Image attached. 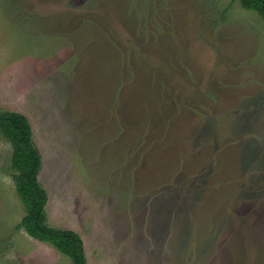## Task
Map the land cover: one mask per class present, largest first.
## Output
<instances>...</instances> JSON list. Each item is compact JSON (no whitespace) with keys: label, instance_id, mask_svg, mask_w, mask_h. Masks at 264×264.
Instances as JSON below:
<instances>
[{"label":"rangeland","instance_id":"rangeland-1","mask_svg":"<svg viewBox=\"0 0 264 264\" xmlns=\"http://www.w3.org/2000/svg\"><path fill=\"white\" fill-rule=\"evenodd\" d=\"M1 109L87 264H264V19L240 0H0ZM12 154L0 131V264H73L19 226Z\"/></svg>","mask_w":264,"mask_h":264},{"label":"trees","instance_id":"trees-1","mask_svg":"<svg viewBox=\"0 0 264 264\" xmlns=\"http://www.w3.org/2000/svg\"><path fill=\"white\" fill-rule=\"evenodd\" d=\"M243 7L256 10L264 19V0H240ZM0 131L13 145L12 167L16 187L27 212L19 226L35 238L53 243L71 257L73 264H87L85 243L75 230L52 226L47 221L49 194L39 180L41 154L33 141L29 118L22 112L0 110Z\"/></svg>","mask_w":264,"mask_h":264},{"label":"crops","instance_id":"crops-1","mask_svg":"<svg viewBox=\"0 0 264 264\" xmlns=\"http://www.w3.org/2000/svg\"><path fill=\"white\" fill-rule=\"evenodd\" d=\"M28 118H29V116L26 114V113H24ZM30 120V119H29ZM32 125V124H31ZM34 135H36V133H34ZM39 150V149H38ZM40 152V151H39ZM136 178V177H135ZM143 184V183H142ZM152 185V184H151ZM45 187V186H44ZM46 188V190L48 191V189H47V187H45ZM48 217V216H47ZM50 220V219H49ZM51 221V220H50ZM64 222V221H63ZM49 223V222H48ZM62 222H58V223H55V222H53V221H51V223H49L50 225H52V226H56V227H60V228H69V229H73V230H75V231H77L81 236H82V238H83V240H84V243H85V239H84V237H83V231L81 230L80 231V229L78 228V227H75L76 229H74V228H71L69 225H67L65 222L63 223L64 225H62L61 224ZM85 246H86V244H85ZM85 252H87L86 250H85Z\"/></svg>","mask_w":264,"mask_h":264}]
</instances>
